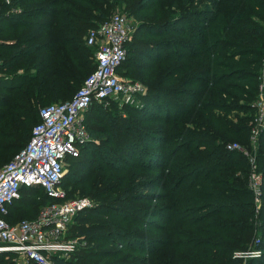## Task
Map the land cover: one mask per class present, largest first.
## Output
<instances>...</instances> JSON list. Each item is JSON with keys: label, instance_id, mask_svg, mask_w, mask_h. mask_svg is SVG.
Listing matches in <instances>:
<instances>
[{"label": "trees", "instance_id": "1", "mask_svg": "<svg viewBox=\"0 0 264 264\" xmlns=\"http://www.w3.org/2000/svg\"><path fill=\"white\" fill-rule=\"evenodd\" d=\"M146 1L0 0V167L27 143L39 108L69 99L94 69L88 28L123 8L137 26L118 72L146 84L140 111L161 125L120 118L132 158L86 126L98 138L79 146L87 170L69 168L60 183L67 198L80 193L94 203L70 226L84 244L71 256L52 254L53 264H238L235 252L251 248L260 254L246 264H264V200L256 208L248 159L227 147L249 142L264 0ZM259 137L264 194V132ZM145 139L172 147L150 152L140 146ZM51 199L41 187L23 188L5 218H33Z\"/></svg>", "mask_w": 264, "mask_h": 264}, {"label": "built area", "instance_id": "2", "mask_svg": "<svg viewBox=\"0 0 264 264\" xmlns=\"http://www.w3.org/2000/svg\"><path fill=\"white\" fill-rule=\"evenodd\" d=\"M132 29L128 15L121 10L88 28L84 40L95 48L94 69L69 99L39 108L40 120L33 125L27 143L0 167V252H16L34 264H53L52 254L60 252L58 255L64 257L79 243L84 244L83 237L66 236L73 217L90 207L92 199L88 196L66 197V191L60 185L65 158L75 154L89 139L82 114L94 100L104 102L123 97L129 101L144 93L139 81L118 72L127 56L126 45ZM259 105H262L261 101ZM227 147L236 148L237 144L229 143ZM248 162V186L257 201L262 192V173L257 170L254 158L249 157ZM26 187H41L52 199L39 208L35 217L10 223L5 218L9 206ZM259 254L258 248H251L234 255L249 258Z\"/></svg>", "mask_w": 264, "mask_h": 264}, {"label": "rangeland", "instance_id": "3", "mask_svg": "<svg viewBox=\"0 0 264 264\" xmlns=\"http://www.w3.org/2000/svg\"><path fill=\"white\" fill-rule=\"evenodd\" d=\"M151 1V0H147L144 3V6L147 5V3ZM154 2V1H153ZM116 10H121L124 11L127 14V11L119 8H115L113 10L110 11V14H112L114 11ZM129 17L130 20V24L133 26L132 29V33H131V39L133 38L132 35L134 36V32L137 26V21L136 19H134L133 17ZM137 38L141 39L140 36L142 35L141 31H137L136 32ZM95 53V50H94ZM123 62V61H122ZM150 62V59L147 61ZM22 71V70H20ZM122 75L128 79H132V80H136L139 81L142 86L144 87V92L147 91V86L146 84H144L139 78L137 77H133L130 76V74L127 73H122ZM257 79H258V85H257V93H256V97L254 100L250 101V106L253 107V113H250L251 111H247L245 114H252L251 116V122H249L248 124L250 125V134H249V142L248 144L242 145L240 143H236L237 147L234 149L237 150H241L247 157V159L249 157L254 158V163L255 166L257 168V170H259L260 168V161H259V156H257L259 154V142L262 140V138H260V134L264 132V52L263 55L261 57V63L259 66V69L257 71ZM142 94H139L137 97H134L133 99H130L129 101H126L125 99H123V97L117 98V99H110V100H106V101H102L99 104H93L92 108H88L87 110H85L82 114V121L85 123L86 126H88L89 129H98L103 131L102 133H100V135L103 134L104 136L110 135L113 138V142H118L120 144V156L122 158H132V152H136L135 150L129 149V152L124 149V144L125 141H120V138L122 136V128L120 125V118L122 117H128V118H132L135 120H139L143 125H146L147 128H149V130H152L158 126L161 125L160 122H157L155 120V118H153L151 115L144 113L143 111H140L141 109V104H142V99H141ZM262 102V105H259V102ZM52 102H59V101H51ZM48 104V103H46ZM239 114L242 115V112H240ZM259 115L261 116V118H259ZM143 121V122H142ZM253 128H256L255 132H253ZM89 131V130H88ZM90 137L87 140V142H93L92 140H94V143H98V138H95L93 136H91V133L89 132ZM142 136V135H141ZM144 138V136H143ZM118 140V141H116ZM142 148L149 150L150 152H157L159 150L164 149V153H168V150L172 147V143L167 142L163 148L161 149L158 146V143H156L155 141H151L148 139L143 140V142L140 145ZM131 150V151H130ZM126 151V153H125ZM17 153V152H16ZM15 153V154H16ZM81 154H86V152H83L82 147H78L77 152L73 155H70L66 160H65V171L64 174L67 172V169L71 168L72 169H80L81 170H87L86 168H84L82 166L80 159H78L79 156H81ZM12 159V157L9 158V160ZM9 160H6V162H8ZM72 162V163H71ZM133 162V161H131ZM135 163V162H134ZM134 163H131L134 165ZM167 164H172V160L169 161L167 160L166 162ZM260 172V170H259ZM63 174V175H64ZM157 174V171H150L148 173V175L153 176ZM63 177V176H62ZM61 182V181H60ZM61 185V183H60ZM62 187V186H61ZM63 188V187H62ZM64 189V188H63ZM65 190V189H64ZM263 195V196H262ZM73 196H86V195H81L80 193H75ZM89 197V196H88ZM264 200V194L262 192V194L259 196L258 200L256 201V208L260 209L261 204ZM93 201H92V205H93ZM23 217H28V215H21ZM263 216H264V210H263ZM74 218V217H73ZM155 221H159L158 219H152ZM264 221L263 219H260V222ZM71 226V224H70ZM146 228V232H150L151 234H157V231L155 229V227H151V226H145ZM67 238H76V237H81V236H74L71 232V227H69L68 230V234L66 236ZM75 248L72 250L74 251ZM71 251V252H72ZM71 252L66 253L67 256H71ZM0 264H7V263H11V264H31V262L26 261V259L22 256H20L18 253L16 252H11V251H1L0 252ZM54 254H60V252L58 253H54ZM64 255V257L66 256ZM246 256H243L242 258L240 257V262L238 264H246Z\"/></svg>", "mask_w": 264, "mask_h": 264}, {"label": "crops", "instance_id": "4", "mask_svg": "<svg viewBox=\"0 0 264 264\" xmlns=\"http://www.w3.org/2000/svg\"><path fill=\"white\" fill-rule=\"evenodd\" d=\"M2 73L0 72V75H1Z\"/></svg>", "mask_w": 264, "mask_h": 264}]
</instances>
